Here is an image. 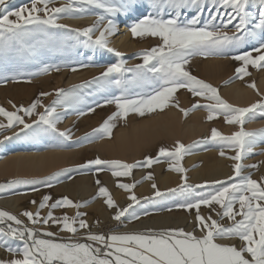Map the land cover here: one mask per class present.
Returning a JSON list of instances; mask_svg holds the SVG:
<instances>
[{
  "label": "snow or ice",
  "instance_id": "obj_1",
  "mask_svg": "<svg viewBox=\"0 0 264 264\" xmlns=\"http://www.w3.org/2000/svg\"><path fill=\"white\" fill-rule=\"evenodd\" d=\"M90 6L102 10L91 25L71 28L60 23L63 15L83 14ZM142 8L145 5L141 0H68L59 6L55 5V0H30L29 4L9 9L6 0H0V65L19 66L36 61L48 52L67 51L79 44L83 36L84 46L105 49L121 59L108 64L92 80L76 86L94 84L106 92L119 90L118 95L103 101L105 105L115 104L116 111L81 140L103 137L104 134L110 136L114 121L126 119L129 113L143 116L157 109L164 110L173 102L177 90L183 88L192 96L207 101L203 104L197 101L190 109H180L185 115L202 107L207 110V120L223 116L225 123L237 126L230 135L212 128L210 136L198 142L216 143L220 147L219 155L234 161L232 175L200 184L190 183L187 170L180 162L192 145L177 140L173 149L160 147L157 157H146L143 164L150 167L160 157L171 158L169 170L180 174V183L176 187L162 191L155 183L153 173L149 172L142 179L152 181L151 196L138 198L132 191L140 181L118 182L119 188L130 193V202L120 207L99 179L96 180L99 186L96 195L105 198L108 208L116 209L113 219L120 223H123L122 217L139 219L135 206H139L141 200L147 203L179 195L182 200L174 205L176 209L190 213L195 210L192 230L165 227L93 232L84 218L86 213L79 211L88 201L74 202L68 196L52 201L51 195L46 194L38 204L31 201L37 205L34 212L25 210L20 214L29 223L0 209V247L11 254L10 259L0 258V264H264V176L258 181L242 171L245 167L258 166L245 165L243 160L254 152L258 142L264 141V127L246 129L244 125L257 113L264 115V98L247 107H237L224 100L217 88L194 76L185 67L196 55L207 57L233 52L236 54L232 59L240 62L235 69L236 78L250 75L249 66L264 69V0H147L146 10L140 11ZM134 13L139 15L134 16ZM118 16L132 20L129 31L134 38L159 39V44L141 49L137 54L142 63L129 65L123 59V53L109 46L108 37L118 31ZM97 32L99 34L94 35ZM245 44L252 46L249 50H241ZM87 66L79 64V67ZM60 67L59 64H46L41 71H59ZM36 74L39 73L27 75ZM22 75L24 73L15 72L11 77L0 76V81L7 83L9 78L16 80ZM249 86L255 89V82ZM54 92L56 98L49 104H44L42 98L52 93L40 92L27 106L13 104L12 111L0 106V117L6 118V123L0 121V131L19 128L12 136H4L3 141L21 135L39 138L47 134L71 140V130L61 131L57 124L69 109L83 102L82 98L74 95L72 90L60 88ZM93 111L94 107H87L88 113ZM77 114L86 113L77 109ZM33 116L35 119L31 122L26 121V117ZM225 148L233 150L234 155L229 156ZM138 166H141L140 161L132 164L97 156L77 167L95 168L96 173L109 169L113 176L122 177L130 176L132 169ZM57 175L59 173L30 179L16 178L10 183H44L51 187L47 181ZM6 187L0 184V190ZM201 206L208 208L207 215L201 213ZM65 207L77 209L75 215L67 212L56 215L53 211ZM45 208L48 211L42 215L41 210ZM213 213L217 218H213ZM143 214L148 215L147 212ZM224 218L230 221L228 226L220 223ZM52 226L69 235L61 237L59 232L50 230ZM197 230L200 235H196ZM223 240H238L240 243L220 242ZM13 241L18 242L16 246L12 245Z\"/></svg>",
  "mask_w": 264,
  "mask_h": 264
},
{
  "label": "rangeland",
  "instance_id": "obj_2",
  "mask_svg": "<svg viewBox=\"0 0 264 264\" xmlns=\"http://www.w3.org/2000/svg\"><path fill=\"white\" fill-rule=\"evenodd\" d=\"M67 2L68 0H55V5L59 6L60 4ZM29 3L30 0H6V6L9 9H14L16 7H20ZM141 3L145 5V8H142L140 11H145L147 8V0H141ZM147 10L150 11V9ZM252 10L255 11V8H253ZM101 12L102 10L90 6L89 9L83 14H77L71 16L63 15L60 18V23L66 24L71 28H84L91 25L95 21L96 15L101 14ZM136 15H139V13H134V16ZM86 17L89 18L91 17V18L90 20H82L80 24H71L67 21V18L77 19V18H86ZM124 18L119 17L121 21L124 20ZM131 22L132 20L127 24L128 28ZM228 30L231 31L232 29L229 28ZM94 35H96V33ZM84 39L85 38L81 36L80 37L81 42L79 44H76L75 47L70 48L69 50L64 52L45 53L41 55L40 58L36 61L24 62L19 66L0 65V76L11 77L15 72L24 73V75L20 76L16 80L9 78L7 83L0 81V106H3L5 109L9 111L14 110L13 104L15 105L23 104L27 106L39 95L40 92L52 93V95L42 98L44 104H49L53 99L56 98L54 90L60 88L65 90H72L73 94L81 97L83 101L82 103L77 104L73 108L69 109L65 114L66 116L70 113L74 115L70 121L65 123L67 117L63 115L62 119L57 124V128L61 131L65 129L71 130V137H72L71 140L58 137L55 134H47L39 138H33L30 136L26 137L24 135H21L20 137H15L7 141H3L4 136H12V133L19 131V128L17 127V128L0 131V141H3L2 143H0V150L4 149L5 147L13 143L16 145L20 144V147L23 148V150L31 149V150L39 151V150H47L52 148H64L66 150L68 149L69 151L63 165L61 164L45 173L34 174V175H27V174H19L15 176L10 175L6 177V179H2L1 177L0 184L7 185V187L4 188L3 190H0V196H8V195H16V194L22 195L21 198L19 199L20 204L22 205L21 212L25 210L34 212L36 210L37 205L32 204L31 201L35 200L38 204L41 198L46 194L51 195L52 201H55L56 199L61 198L63 196H68L74 202L88 201V203L85 204L83 207H81L79 211L86 213V216L84 218L91 226V230L93 232L108 233L110 231L124 232V231H133V230H144L146 228L123 229L122 226L124 224L134 223L141 218L155 214L184 213L186 214L187 218H191V217L194 218L195 210H192L190 213L189 211L183 209H176L174 207V205L177 202L182 200V197L177 195V196L167 197L162 200L149 201L147 203L141 200V204L139 206H135L139 219L131 220L130 218L122 217L123 223H120L115 219H113L116 209L108 208L107 205L104 203L105 198L98 197L96 195L99 187L96 184V180L99 179L101 183L108 188L109 192L111 193L113 199L117 202V204L120 200L127 198L126 201L120 207H124L130 202L129 200L130 193L119 188L117 186L118 182L134 183L136 181H140L139 183L136 184L135 188L132 190L138 198L151 196L153 193V189L151 187L152 181L142 179V177L146 176L147 173L149 172L153 173L155 177V183L162 191L166 190L167 188H174L180 183V174L169 170L168 165L172 163L171 158L160 157L159 161L153 163L150 167H145L143 166V164L145 162L146 157H152L153 159H155L157 157V153L160 147H167L171 150L175 147L176 141L179 140L184 145H192V147L189 148L188 151L183 155V158L180 162L182 166L187 170L186 175L188 177L189 182L193 184L203 183L204 181H206V177L208 175H211L210 172L213 170V167L216 165V163H212L213 159L222 156L219 155L220 147L216 143L212 141H207L205 143H198V142L203 140L205 137L210 136L212 128H217L223 134L230 135L232 132L237 130V126L229 125L225 123L223 116H220L219 118H215L213 120H207L206 119L207 117L206 114H208L207 110L202 107L196 108V110H201L204 112L206 111L205 112L206 114L204 113L206 117H204V115L202 116L203 119L202 117H200L202 121L204 120V127L202 132H200L202 133V135L200 133H197L199 135L195 134V136L193 135L186 137L179 136L181 137V139L176 138L178 137L176 136V137H172L173 139H171L169 137L170 135L167 136L157 129L156 132H158V134L153 136L149 140L142 141L138 146H133L131 149L126 148L124 150L125 158H122L120 157L117 151L113 149H109L108 144L102 145L101 143L97 145L98 143L97 141L98 140L112 141L114 137V133L118 128L121 127L130 128L133 122L142 120L143 117H145L144 115L141 117V115L137 113H135V115H133V113H129V115L127 116L128 119L118 118L116 121H114L115 126L112 128L110 136L104 134L103 137L96 136L91 140H81L80 139L81 137H83L86 133H91L94 128H98L103 123L104 119H106L109 115H111L112 112L116 111L115 104L105 105L103 104V101L107 98H110L112 95H118L119 90L112 89L106 92L99 90L98 86L94 84H89L85 87H76V86L83 84L85 81L92 80V78L98 76L108 64L118 62L121 59V57H117L115 56L114 53H110L105 49L99 47L91 48L84 46V44L82 43ZM130 40L133 41L132 45L134 46L133 47L131 46L132 48L129 47L127 50L121 52L124 54L123 59L127 61L129 65L142 63L141 58L137 55L141 49L150 48L160 43L158 38H153V37L134 38L131 35V33H130ZM252 43L254 44L255 42ZM251 46H252L251 44H245L241 50H249ZM234 54L236 53L229 52L225 55H209L207 57L196 55L191 57L189 64L186 65L185 67L186 70L190 71L194 76L206 81L207 83H210L213 87L217 88L219 95L228 103L235 105L237 107H247L250 104L261 99V98H257L255 95L259 92V90L257 91L256 88L255 89L252 88L254 92L253 98H251L250 100L244 103L237 104L223 97V92L221 91V87L227 85L228 83H231L232 81L238 82V84L243 87L249 86L253 82V80L255 82L256 73H259L261 69H257L255 67L249 66L248 71L250 75L244 76L243 79L236 78L235 69L240 66V62L232 59V56ZM208 59L209 61L211 59H213L214 61H219L218 62L219 66L216 65L217 63L213 62L212 60L210 63L211 64L213 63L214 65L211 66L208 63V65L210 66L208 67L207 62L209 61H206ZM80 63H83L88 66L79 67ZM46 64H53V65L59 64L61 65V67L59 71L51 70L48 72H42L41 70ZM205 65L208 68H206ZM73 67H76L77 70L72 71L71 69ZM218 67L219 69H216ZM211 68H213V70H211ZM28 73H39V74L29 76L27 75ZM71 75H72V80H71ZM212 75H214L215 77H213ZM261 92L263 91H260V93ZM182 93H185L186 96ZM180 94L182 96L178 97L177 95ZM174 96L176 97V98L174 97L175 101L171 103L173 105L178 104L177 107L181 106V99L179 98L185 96L184 98L187 99L186 103L188 102L187 104H185V109H190L193 104L197 103V101H199L201 104L207 103V101H205L204 98L194 97L189 91L183 88L178 89L176 94H174ZM262 98H264V96ZM97 104H101L102 106L96 107ZM88 106L94 107L96 112L93 111L91 113H88L87 112ZM77 109L85 112L86 114L78 115ZM25 119L27 122H31L32 119H35V116L26 117ZM0 121L6 123V118L0 117ZM253 121H260V122L259 124L253 126L247 125L248 122H253ZM248 122L244 125L246 129L264 127V115H260L259 113H257L255 118L249 120ZM91 141L92 143L90 144ZM93 141H95L94 142L95 146H93ZM258 143L261 144V146L259 145L257 148H255L254 152L252 154L247 155L243 160V163L245 165H258V166L256 168L245 167L242 171L244 175H248L250 173L253 179L259 181L260 178L264 176V141H260ZM224 150L225 152L228 153L229 156L234 155L233 150L228 148H225ZM193 153H198L199 156L193 159L192 162L190 163L186 162L184 158ZM97 156L105 160L116 159L132 164L136 163L137 161H140L141 166L133 168L130 176H122V177L113 176L112 170L109 169H105L102 172L96 173L95 168L81 169L77 167L78 165L85 163L87 160L94 159ZM226 159L228 160L226 161L227 163L225 164V166L228 167L227 174H225V176L219 179H225L226 177L231 176L233 173V169L231 165L234 163V161L228 158ZM205 161H207V163H205ZM197 167H199L198 168L199 173L196 175H191L192 171ZM64 169H69V171H62ZM163 171L171 173L173 176L176 177L175 180H173L172 184L169 186H165L162 183V180L160 179L159 174ZM54 173H59V175L47 181V183L50 184L51 187H46L44 183H39V184L10 183V181L16 178L30 179L33 177H46V176H52ZM111 176H113L114 181L111 183L106 182L105 178H110ZM211 180H217V179L215 178L209 179L208 181ZM76 182H84L85 184L90 185L92 188L89 192H85L84 189H81L77 193L75 191V187H73ZM142 183L145 185L147 184V190L145 193H140V191L138 190V188L141 186ZM70 186H71L70 189H66L67 187ZM112 187H114V189L116 190L115 194L112 192L113 190ZM33 189H37V190L34 191ZM197 191H200V189H197ZM92 199H99L98 202L99 208L96 209L97 211L92 210V206L88 207ZM0 209L10 211L13 214H16L20 219L24 220L25 223H29L26 217L23 218L22 216H20L18 212L14 210L1 206ZM168 209L171 210L169 211ZM47 211H48L47 208L41 210L42 215L46 214ZM53 211L56 215H61L65 212H67L68 215H75L77 209L65 207V208L55 209ZM100 211L105 214L103 217ZM200 211L203 215H207L209 212L208 208L204 206H201ZM217 211H219L218 208ZM144 212H147L148 215H144L143 214ZM213 218H217L214 213H213ZM101 221L111 222V224H108L106 226L102 225V227L96 229L92 228V226L95 223ZM220 223L225 226H228L230 224V221L227 218H224L223 220H220ZM179 227L184 228L186 231L192 230L195 227V220L193 219V222L190 225H185V222H181ZM50 230L53 232H59L56 226H52ZM82 232L83 230H81V233ZM59 235L61 237H66L69 235V233L59 232ZM196 235H200L199 230L196 231ZM220 242H225V241H220ZM17 243H18L17 241H13L12 245L16 246ZM227 243H232V242H227ZM0 251L8 255L6 259L11 258V254L7 252L4 247H0Z\"/></svg>",
  "mask_w": 264,
  "mask_h": 264
},
{
  "label": "bare ground",
  "instance_id": "obj_3",
  "mask_svg": "<svg viewBox=\"0 0 264 264\" xmlns=\"http://www.w3.org/2000/svg\"><path fill=\"white\" fill-rule=\"evenodd\" d=\"M119 17L124 18V16H118L116 18L117 28L118 31L114 34L108 37L109 40V46L116 49L119 52H123L127 50L129 47H133L132 45L133 41L130 40V31L127 27V24L131 21L129 18H124V20H120ZM91 18V17H90ZM89 17L86 18H67V21L71 24H80L82 20H90ZM99 33L97 32L96 35ZM131 47V48H132ZM213 59H211L207 62V65H214L210 62ZM132 62V61H131ZM218 65L219 61H214ZM208 65V67H210ZM219 66V65H218ZM206 68H208L205 65ZM204 67V68H205ZM215 67V66H214ZM213 67V68H214ZM205 68V69H206ZM211 68V70H213ZM216 69H219L216 68ZM207 70V69H206ZM204 72V71H203ZM211 72V71H210ZM257 72V71H256ZM253 73V72H252ZM208 74V73H207ZM74 75V73H73ZM206 75V74H205ZM76 76V75H75ZM74 76V77H75ZM81 76V75H80ZM210 76V74H209ZM215 77L214 75H212ZM69 77V76H68ZM78 79V78H77ZM81 79V78H80ZM70 80V79H69ZM72 80V75H71ZM70 80V81H71ZM76 80V79H75ZM74 80V82H75ZM211 80V79H210ZM218 80V79H217ZM254 82V80H253ZM255 88L259 90V92L256 95L257 98H262L264 96V69H261L259 73H256L255 76ZM184 91V90H183ZM221 91L223 92V97L234 102L237 104L244 103L251 98H253V90L250 86H240L238 82L232 81L231 83H228L225 86L221 87ZM260 91H263L260 93ZM187 93V92H185ZM185 93H182L185 95ZM176 94V93H175ZM179 94V93H178ZM178 97H181L182 95H177ZM186 96V95H185ZM184 96V97H185ZM175 97V96H174ZM184 97L179 98L181 99V106L177 107V105H173L172 103L169 104L167 108L164 110L157 109L154 112L146 113L144 115L142 120H139L137 122H133L131 124L130 128L121 127L118 128L115 133L112 141H97L98 144H108L109 149H113L117 151L120 155V157L125 158L124 150L126 148H132L133 146H138L142 141L149 140L153 136L157 135L158 132L156 130H160L163 134L169 136L171 139L172 137L180 138L183 136H195V134L202 132L204 127V120L202 121L200 117L204 115L205 112L201 110H191L185 115L184 112H182L180 109H185V104L187 99ZM176 98V97H175ZM178 99V98H177ZM178 99V100H179ZM175 100L173 99V102ZM184 103H183V102ZM192 101V100H190ZM191 105V104H190ZM96 112V111H95ZM205 113V114H204ZM135 115V113H133ZM207 115V114H206ZM66 116V115H65ZM73 114L70 113L66 117L65 123L71 120L73 118ZM99 117V116H96ZM142 117V116H141ZM131 118V117H130ZM128 119V118H127ZM134 119V118H133ZM203 119V117H202ZM260 121H253L248 122V126H253L256 124H259ZM84 124V123H83ZM206 124V123H205ZM127 127V126H126ZM206 128V127H205ZM202 135V133H200ZM199 135V134H197ZM181 136V137H179ZM193 138V137H192ZM187 139V138H186ZM191 139V138H189ZM153 140V139H152ZM183 140V138H182ZM95 141H93V146H95ZM92 141L90 142V144ZM261 146V144L257 143L255 148L258 146ZM10 146V147H9ZM4 149L0 150V178L6 179V177L10 175H19V174H27V175H34V174H42L45 173L51 169H54L55 167L59 165H63L65 159L67 158V155L69 153L68 149L64 148H52L47 150H23V148L16 144H11ZM77 147V146H76ZM89 147V146H88ZM71 150V149H69ZM102 150V149H101ZM71 156V155H70ZM199 155L198 153H193L189 156H186L184 160L188 163L192 162L193 159L197 158ZM209 160V159H208ZM228 161L224 157H219L216 159H213L212 163H216V165L213 167V170L210 172L211 175H208L206 177V180L209 179H219L225 174H227L228 167L225 166V164ZM207 163V161H205ZM199 167L195 168L191 175H196L199 173L198 170ZM218 173V174H217ZM160 179L162 180V183L165 186H169L172 184L173 180H175V176H173L171 173L168 172H161L159 174ZM106 182H113L114 178L111 176L110 178H105ZM143 184V183H142ZM138 188L140 193H145L147 190V184H143ZM75 191L78 193L81 189H84L85 192H89L91 190V186L88 184H85L84 182H76L74 184ZM115 187V186H114ZM112 187V192L115 194L116 190ZM70 187H67L66 189H70ZM22 195L16 194V195H8V196H0V206L9 208L11 210H14L21 214L22 212V205L20 204V198ZM127 198H124L118 202V205H122ZM99 199H92L88 207L92 206V210L97 211L96 209L99 208ZM102 217L105 215L103 212H101ZM179 213V212H178ZM22 216V215H20ZM23 217V216H22ZM191 217V216H189ZM24 218V217H23ZM194 218H187L186 214H155L150 215L144 218L139 219L138 221L134 223L129 224H122V228H165V227H179L181 222H185V225H190L193 222ZM192 221V222H191ZM108 224H111V222L107 221H101L98 223H95L92 228L96 229L99 227L106 226ZM225 242H234L237 245H239L238 240H223ZM8 255L6 253H3L0 251V258L6 259Z\"/></svg>",
  "mask_w": 264,
  "mask_h": 264
}]
</instances>
